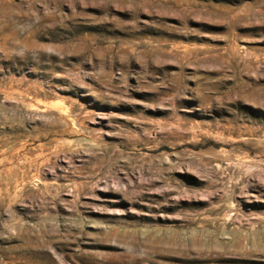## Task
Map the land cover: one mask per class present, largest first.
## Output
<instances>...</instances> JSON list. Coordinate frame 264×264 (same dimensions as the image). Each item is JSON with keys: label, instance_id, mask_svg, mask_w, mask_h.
<instances>
[{"label": "rangeland", "instance_id": "obj_1", "mask_svg": "<svg viewBox=\"0 0 264 264\" xmlns=\"http://www.w3.org/2000/svg\"><path fill=\"white\" fill-rule=\"evenodd\" d=\"M0 264H264V0H0Z\"/></svg>", "mask_w": 264, "mask_h": 264}]
</instances>
